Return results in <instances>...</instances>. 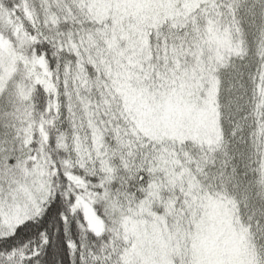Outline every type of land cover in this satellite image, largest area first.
I'll return each mask as SVG.
<instances>
[{"label":"snow or ice","instance_id":"snow-or-ice-1","mask_svg":"<svg viewBox=\"0 0 264 264\" xmlns=\"http://www.w3.org/2000/svg\"><path fill=\"white\" fill-rule=\"evenodd\" d=\"M0 264H264V0H0Z\"/></svg>","mask_w":264,"mask_h":264}]
</instances>
